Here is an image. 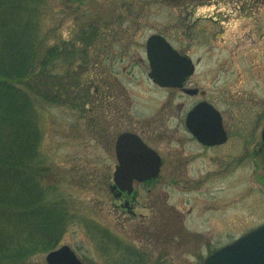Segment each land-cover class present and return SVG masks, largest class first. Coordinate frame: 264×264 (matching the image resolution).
<instances>
[{
  "label": "rangeland",
  "instance_id": "1",
  "mask_svg": "<svg viewBox=\"0 0 264 264\" xmlns=\"http://www.w3.org/2000/svg\"><path fill=\"white\" fill-rule=\"evenodd\" d=\"M263 4L48 0L40 19L39 58L52 50L56 57L49 65L63 79L55 88L61 102L40 110L45 184L56 189L55 197L65 201L71 215L60 246H70L83 264H127L136 260L134 254L145 263L203 264L210 250L218 251L264 225V192L250 189V179L236 181L237 198L229 197L220 206L211 202L215 209L207 208L200 216L214 217L207 222L196 219L195 211L190 216L196 200L179 197L170 179L145 187L136 184L133 196L120 199L111 192L117 165L114 144L131 127L123 121V96L129 97L131 111L142 123H151L161 112L168 127L184 121L179 107L190 102L149 78L146 47L154 34L165 36L182 54L200 59L195 80L208 90L225 121L264 122ZM62 49L64 55H58ZM252 170L250 160L243 162L241 175ZM155 185L168 205L178 204L184 212L181 222L164 210L160 217L148 204L145 208L158 194L147 192ZM185 232L203 239H188ZM46 256L37 255L29 264H47Z\"/></svg>",
  "mask_w": 264,
  "mask_h": 264
},
{
  "label": "trees",
  "instance_id": "2",
  "mask_svg": "<svg viewBox=\"0 0 264 264\" xmlns=\"http://www.w3.org/2000/svg\"><path fill=\"white\" fill-rule=\"evenodd\" d=\"M47 3L0 0V264H29L59 248L71 221L65 201L45 184L41 153L40 110L61 102L55 88L63 79L49 65L52 50L39 58ZM134 255L127 264L146 261Z\"/></svg>",
  "mask_w": 264,
  "mask_h": 264
},
{
  "label": "flooded vegetation",
  "instance_id": "3",
  "mask_svg": "<svg viewBox=\"0 0 264 264\" xmlns=\"http://www.w3.org/2000/svg\"><path fill=\"white\" fill-rule=\"evenodd\" d=\"M262 1L264 2V0ZM205 18L216 21L211 17ZM183 55L191 60L194 73L187 77L181 87L162 88L157 86L160 89L171 90L173 93L188 97L189 104L186 106L181 103L182 106L179 107L182 117L184 114V121L168 127L160 112L151 123L144 124L133 114L129 97L124 95L123 121L125 124L130 123L131 127L121 132L120 135L132 133L139 136L150 149L159 155L161 160L156 178L136 182L134 186L136 184L142 185V187L150 183L161 184L162 179H170V186L178 191L179 197L189 196L192 200L193 196V200H196V205L190 209V216L194 215L193 211H195L197 219V216L206 214L207 208L213 210L216 204L220 206L227 198H237L239 195L235 194L240 192V187L237 185L241 184L242 180L250 179L253 186L250 189L256 193L264 192V122L244 124L225 121V114L217 104L210 101L208 90L195 80L200 59L195 61L191 54ZM204 105H211L217 111L222 119L221 126L209 123L208 113H195L199 107ZM190 117L192 118L189 124ZM211 127L215 130H211ZM114 147L116 150V143ZM248 160L253 164V170L248 175H241L243 162ZM236 181H240V183L237 184ZM143 190L145 191V189ZM135 191L134 187V192L131 195L123 193L122 197L133 196ZM156 191L158 194H156L154 202L145 203V208L148 204L150 209L155 210V216H160L164 210L181 222L184 212L180 210L179 205H168L166 197H161V190H157V185L153 189L148 188L147 190L149 195ZM118 192L116 191V193ZM211 202L216 204L211 206ZM199 205L202 206V209L198 207ZM218 209L219 207H216V210ZM200 218L207 222L214 217L208 216L206 220H204L206 217ZM184 237L198 241L200 237L203 239L201 234L193 233L191 235L189 232H185ZM215 251L210 250L206 257Z\"/></svg>",
  "mask_w": 264,
  "mask_h": 264
},
{
  "label": "water",
  "instance_id": "4",
  "mask_svg": "<svg viewBox=\"0 0 264 264\" xmlns=\"http://www.w3.org/2000/svg\"><path fill=\"white\" fill-rule=\"evenodd\" d=\"M147 55L151 67L149 76L161 87H181L186 78L194 73L191 60L180 55L161 35L150 37L147 42ZM201 112L209 114V123L221 126L222 119L211 105L201 106L195 113ZM116 153L119 165L114 178L116 185L111 188L113 192L120 189L116 197H120L125 191L131 194L134 180L144 182L157 177L161 165L160 157L137 135L121 134L117 140ZM46 262L82 264L75 251L67 245L50 252ZM204 264H264V225L215 252Z\"/></svg>",
  "mask_w": 264,
  "mask_h": 264
}]
</instances>
